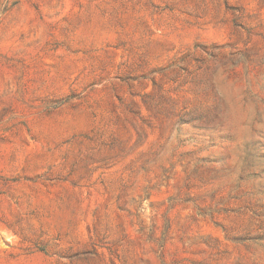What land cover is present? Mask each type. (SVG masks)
Returning a JSON list of instances; mask_svg holds the SVG:
<instances>
[{
  "label": "rangeland",
  "instance_id": "obj_1",
  "mask_svg": "<svg viewBox=\"0 0 264 264\" xmlns=\"http://www.w3.org/2000/svg\"><path fill=\"white\" fill-rule=\"evenodd\" d=\"M0 264H264V0H0Z\"/></svg>",
  "mask_w": 264,
  "mask_h": 264
}]
</instances>
